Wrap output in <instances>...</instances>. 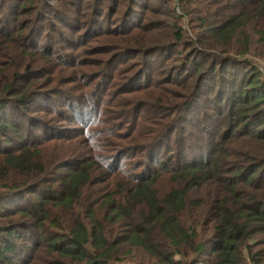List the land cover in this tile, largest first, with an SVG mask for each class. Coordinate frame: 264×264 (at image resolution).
Instances as JSON below:
<instances>
[{
    "label": "trees",
    "instance_id": "obj_1",
    "mask_svg": "<svg viewBox=\"0 0 264 264\" xmlns=\"http://www.w3.org/2000/svg\"><path fill=\"white\" fill-rule=\"evenodd\" d=\"M139 1L0 0V264H120L132 248L152 264H264V80L229 56L248 51L255 17L264 59V0H176L181 14ZM61 5L82 18L69 20ZM46 13L57 38L42 28ZM145 13L173 19L161 40H148L163 27ZM186 14L185 38L177 20ZM123 69L134 72L104 92ZM145 87L160 97L144 108L151 128L130 137L137 145L99 157L101 143H76L53 163L43 158L47 143L71 137L34 117L42 102L68 119L63 108L78 112L82 100L96 106ZM130 107L133 130L143 111ZM131 151L136 160L121 169Z\"/></svg>",
    "mask_w": 264,
    "mask_h": 264
},
{
    "label": "rangeland",
    "instance_id": "obj_2",
    "mask_svg": "<svg viewBox=\"0 0 264 264\" xmlns=\"http://www.w3.org/2000/svg\"><path fill=\"white\" fill-rule=\"evenodd\" d=\"M52 3V0H49ZM149 3H146L147 5H151L152 7H160L162 9H167L169 11L173 10L172 12L175 14H181L182 11V6H179L178 3L176 2V0H148ZM147 0H140L139 2L141 3H145L148 2ZM106 5V3L104 2V6ZM60 9L66 10L69 13V20L75 19V20H79L82 18L81 14H76L74 13V11L70 10V9H65V7L63 5L59 6ZM172 8V9H171ZM138 12L139 10L136 9ZM235 8L233 7V9L230 10V12H234ZM48 13V12H47ZM45 15V19L42 22V28L44 30L47 29L46 33H51L55 38H57V35L55 32L52 31L50 24H49V20H52V17L50 16V14ZM79 13V12H78ZM172 13V14H173ZM187 16V17H186ZM186 16H182L181 19L177 20L178 24L182 27V33L183 36L186 38L187 35L190 36V34L192 33V29L190 28V25L187 21L189 14H186ZM144 18H149L150 19H157L159 20L158 25H160L161 27H163L162 29H160V32L162 33V36L160 35H149L148 40H151L153 42L157 41V40H161L163 38V36H165V32L169 31V28L167 27V25L172 26L173 24V19L169 18L166 15H152L150 13H145ZM255 17H253L251 19V21H249L246 25V30L247 32H249L250 34V38H249V44H248V51L243 53V54H234L233 50L230 52L229 51V56L232 57H237L239 56V59H246L248 61L251 62L252 65H254V67L256 68V70L259 72V76L261 79L264 80V59L261 58L260 56V50L263 48L262 44H259L258 40H257V35H256V31L255 29L258 28L256 26V23L258 22V19H254ZM102 19V18H101ZM146 21V19H143ZM120 22V18L117 17V14L112 15V23L114 24H119ZM56 24H58L57 22H55ZM82 23H84V20L82 21ZM176 23V22H175ZM177 24V23H176ZM59 25V24H58ZM59 28H63L61 25H59ZM173 29V27H172ZM43 35L44 34H40V36L37 38V42H42L43 39ZM38 36V34H37ZM66 36L68 37V39H72L71 36H69L68 33H66ZM189 38V37H188ZM41 44V43H40ZM75 45V44H72ZM64 46H67V44H64ZM76 46V45H75ZM89 45H84L85 48H88ZM80 48L82 47H74L71 50H68L69 52H71V56H74L75 54H77L75 56V58L77 59L79 56H82V53L79 52L78 50H80ZM177 51H179V49H176ZM183 50V48L180 47V52ZM110 52L105 54L104 58H107ZM87 56V53L84 54V57ZM127 58V57H126ZM125 58V59H126ZM161 59L160 56H158L157 60ZM124 57L120 56V54H118V56L115 58V60L112 61V65H117L119 64V62L123 61ZM127 60V59H126ZM122 66V65H120ZM159 67V66H158ZM78 68L81 69L83 68V65H78ZM93 69V67H89L86 70H91ZM134 71H128L127 69H123V70H113L111 72V77L108 79V81H111L113 83H116L114 85L109 86L111 89L108 91V88L106 89V91L104 92H113L115 90H117L120 86V82H126L127 78L133 73ZM154 72V71H153ZM64 75L66 73H63ZM161 75L153 73L152 74V79L158 78ZM124 78V79H123ZM146 77H141L139 79H137L138 82L143 83V81H145ZM63 80V78H62ZM210 82V80H208L207 84ZM144 84H142L141 86H143ZM62 86V85H61ZM108 86V85H107ZM139 86V87H141ZM148 87V86H147ZM140 88L137 91L133 92V93H115L114 96H104L101 95V101H98L96 106H93L91 104H88L86 101L82 100V102L85 103H81L80 106V110L78 112L70 110L68 108H63L65 114H68V119L64 118V115H60L57 112L54 113H46L45 108L50 106L47 105L46 103H41V107L37 110V111H33L34 113V117L36 118H40V120L42 122H44L45 124L48 125H52L54 127V130H50V133H55L56 131L59 133H65L66 137L63 138H68L71 137V139H69L68 141H53V142H49L47 143V145L45 146L44 150H43V158L49 162V163H53L54 161H56L59 158H62L66 155L71 154L72 152H74L77 148L76 143H78L79 145H84L87 143H90L92 141H94V144H98L101 143L102 146L105 147H101L98 151L94 150L93 152H98V155L100 157V155H105L108 153V150H112V147L115 148H124L123 146H135L138 144V141H130V137L133 135H137L139 136V138H143V135L145 134V131L147 130V128H151L150 124H149V112L148 111H144V108L149 107L153 104L154 102V98H159V96L156 95V91H154L153 93H150L149 90H146V88ZM208 88L204 87V89H202V92H207ZM104 93V94H107ZM54 97H57L56 95H53ZM53 101V103H55L56 99H51ZM107 100H109L107 102ZM126 101V103H124ZM57 103V102H56ZM60 103V102H59ZM129 104V105H128ZM131 104V105H130ZM132 105H141L142 109H141V117L137 119V127L136 129L131 130L130 127L128 126V124L126 123V120L128 118V116H130L132 114V111L130 110V106ZM44 109V110H42ZM86 110V111H85ZM134 115H137L136 113ZM146 116L147 119H146ZM121 118H125V119H121ZM115 121L114 124H121L118 127H112L113 122ZM70 128H76L79 130H85V133L83 134V138L84 140L81 141V139H79V137H75L76 136V132H72ZM119 128V129H118ZM30 129L33 130L34 132H40L39 127H33V125H30ZM109 129H111L109 131ZM113 131V134H119L118 136H127L124 139H120L119 137H114L113 135H111V132ZM129 132H132L131 134H128ZM128 134V135H127ZM141 134V135H140ZM74 136V137H73ZM80 136V135H79ZM112 142V143H108V142ZM130 141V142H129ZM129 142V143H127ZM117 144H121L120 146ZM127 144V145H125ZM115 145V146H114ZM119 146V147H116ZM142 146H145V143H143ZM164 150L166 149L165 146ZM201 151L198 150L197 151H189L190 154H201ZM189 154L185 155L188 156ZM138 156V153H136V151H131L125 153L122 156V166L121 169H129L130 167V163H133L136 158ZM191 156V155H189ZM146 155H142V158H145ZM101 161H99V163H101L102 165H100V168L102 170H105L103 168V164L105 159L104 158H100ZM129 167V168H128ZM119 170V169H118ZM129 171V170H128ZM109 183V181H108ZM118 184H120V182H115V180H113L110 185L108 186L110 189H119L118 188ZM159 188H164L165 187V183L163 181H158V185ZM118 258H119V263L120 264H152L153 260H149L145 255L144 252L141 249L138 248H132L131 251H129L128 253H122V254H118Z\"/></svg>",
    "mask_w": 264,
    "mask_h": 264
}]
</instances>
